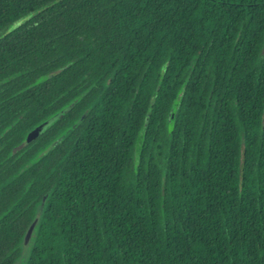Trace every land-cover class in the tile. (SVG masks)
<instances>
[{
    "label": "trees",
    "instance_id": "16d2710c",
    "mask_svg": "<svg viewBox=\"0 0 264 264\" xmlns=\"http://www.w3.org/2000/svg\"><path fill=\"white\" fill-rule=\"evenodd\" d=\"M25 253L264 264V0H0V264Z\"/></svg>",
    "mask_w": 264,
    "mask_h": 264
},
{
    "label": "water",
    "instance_id": "95a60500",
    "mask_svg": "<svg viewBox=\"0 0 264 264\" xmlns=\"http://www.w3.org/2000/svg\"><path fill=\"white\" fill-rule=\"evenodd\" d=\"M39 216H37L34 220V222L31 224V226L29 227L26 237H25V241H24V248L27 249L31 243V239L35 230V227L37 225Z\"/></svg>",
    "mask_w": 264,
    "mask_h": 264
},
{
    "label": "rangeland",
    "instance_id": "374dc122",
    "mask_svg": "<svg viewBox=\"0 0 264 264\" xmlns=\"http://www.w3.org/2000/svg\"><path fill=\"white\" fill-rule=\"evenodd\" d=\"M58 115H59V114H57V115L52 116L51 118H49V120L46 121V123H44V125H46V124L49 125L51 122H53V120H54ZM26 256H27L26 253L23 254L22 257L20 258V260L17 262V264H21L22 261H23L24 259H26Z\"/></svg>",
    "mask_w": 264,
    "mask_h": 264
}]
</instances>
